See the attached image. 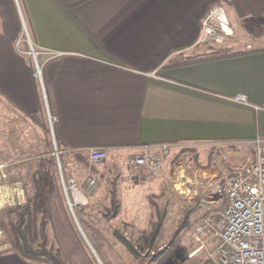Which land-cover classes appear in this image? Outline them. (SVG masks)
<instances>
[{
  "label": "crops",
  "instance_id": "crops-1",
  "mask_svg": "<svg viewBox=\"0 0 264 264\" xmlns=\"http://www.w3.org/2000/svg\"><path fill=\"white\" fill-rule=\"evenodd\" d=\"M216 4L238 39L219 47L227 57L193 62L213 53L194 45ZM263 16L264 0H0V143L45 128L80 167L93 148L198 154L264 138V35L252 32ZM30 263L1 248L0 264Z\"/></svg>",
  "mask_w": 264,
  "mask_h": 264
},
{
  "label": "rangeland",
  "instance_id": "rangeland-1",
  "mask_svg": "<svg viewBox=\"0 0 264 264\" xmlns=\"http://www.w3.org/2000/svg\"><path fill=\"white\" fill-rule=\"evenodd\" d=\"M252 29L253 34L264 35V16ZM44 129L30 143H0V166L4 165L0 171V249L8 246L17 252L12 221L33 203L37 209L31 247L39 250L43 244L44 224L46 248L59 252L67 264H218L216 250L221 241L214 238L191 257L197 246L190 233L200 218L218 217L225 199L216 193L217 187L235 170L253 162L252 142L198 154L190 150L171 153L160 175L153 178L129 168L128 154H108L98 168L88 159L77 167L56 154L53 139ZM89 174L99 181L93 191L85 188ZM181 176L189 182L183 194L178 187ZM68 178L78 180L88 198L87 205L74 208V215L63 190L62 180ZM195 206L198 212L178 234L186 212ZM28 261L51 264L44 257Z\"/></svg>",
  "mask_w": 264,
  "mask_h": 264
},
{
  "label": "built area",
  "instance_id": "built-area-1",
  "mask_svg": "<svg viewBox=\"0 0 264 264\" xmlns=\"http://www.w3.org/2000/svg\"><path fill=\"white\" fill-rule=\"evenodd\" d=\"M235 32L236 26L230 21L225 7L216 4L201 20L200 34L194 48L204 50L223 46ZM23 36L30 46L29 54L35 61L34 77L42 82V69L37 63L38 52L32 46L24 23ZM235 101L248 104L244 95L236 96ZM56 123L58 118L50 116L51 129ZM252 146L253 162L235 170L217 187L216 193L225 199V205L218 217L215 219L211 215L204 216L195 223L190 234L197 248L191 257L200 254L210 241L218 238L221 241L216 250L218 264H264V138H256ZM171 151L172 146L169 144L145 147L143 153L128 158V166L147 172L150 177H158L163 170L164 160ZM107 159L108 153L104 148H93L89 151L88 160L93 167L102 166ZM3 169L4 165L0 166L1 173ZM184 179L186 176H181L182 182L178 186L181 194L189 183L184 182ZM62 182L64 195L72 212L74 208L79 209L88 204L87 195L78 180L68 178L67 182L64 179ZM85 183L86 191H93L99 185L97 178L90 174L87 175ZM2 237L3 231L0 230V239Z\"/></svg>",
  "mask_w": 264,
  "mask_h": 264
},
{
  "label": "trees",
  "instance_id": "trees-1",
  "mask_svg": "<svg viewBox=\"0 0 264 264\" xmlns=\"http://www.w3.org/2000/svg\"><path fill=\"white\" fill-rule=\"evenodd\" d=\"M213 53L210 54L209 58H197L194 59L193 62L202 61L206 59H221L228 56L226 53V50L220 49V48H213ZM117 199V198H116ZM113 199L115 203H117L118 200ZM33 204V203H32ZM29 204L24 208L23 213L16 214L17 220H13L11 225V231L14 241L15 250L17 251L16 254L23 257L24 259H31V257H44L46 260H48L51 264H67L64 262L59 252L53 251L52 249H47L45 246L46 242V235L44 234V224L41 228L42 231V239L43 244L39 247V250H33V248L30 245V235L33 230H35V223H36V205ZM119 205L118 203L116 204ZM115 205V206H116ZM199 207L195 206L191 210L187 211L181 224L179 225V232L183 229V227H186L189 224V220L193 214L198 212Z\"/></svg>",
  "mask_w": 264,
  "mask_h": 264
},
{
  "label": "water",
  "instance_id": "water-1",
  "mask_svg": "<svg viewBox=\"0 0 264 264\" xmlns=\"http://www.w3.org/2000/svg\"><path fill=\"white\" fill-rule=\"evenodd\" d=\"M73 215H74V212H73Z\"/></svg>",
  "mask_w": 264,
  "mask_h": 264
}]
</instances>
